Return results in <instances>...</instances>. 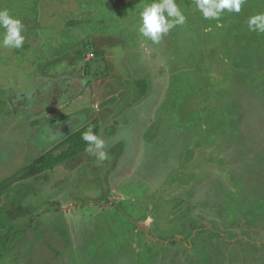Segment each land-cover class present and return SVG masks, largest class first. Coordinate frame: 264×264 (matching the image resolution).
<instances>
[{
  "label": "rangeland",
  "instance_id": "374dc122",
  "mask_svg": "<svg viewBox=\"0 0 264 264\" xmlns=\"http://www.w3.org/2000/svg\"><path fill=\"white\" fill-rule=\"evenodd\" d=\"M152 2L0 0L25 37L0 47V186L77 123L98 120L107 153L11 183L0 264H264V33L247 23L264 0L219 19L175 0L186 21L159 43L139 32Z\"/></svg>",
  "mask_w": 264,
  "mask_h": 264
},
{
  "label": "clouds",
  "instance_id": "9594fccd",
  "mask_svg": "<svg viewBox=\"0 0 264 264\" xmlns=\"http://www.w3.org/2000/svg\"><path fill=\"white\" fill-rule=\"evenodd\" d=\"M242 3L243 0H195L196 8L205 19H219L225 10L229 13H240ZM140 17L139 32L153 43H159L170 29L183 25L186 21L175 0H153L143 7ZM247 23L250 31L264 33V14L252 16ZM23 28L21 20L14 18L7 9L0 10V29L3 30L0 34V47L21 48L25 40ZM82 139L87 144V152L100 161L107 159L105 141L94 134L91 128L82 134Z\"/></svg>",
  "mask_w": 264,
  "mask_h": 264
},
{
  "label": "trees",
  "instance_id": "16d2710c",
  "mask_svg": "<svg viewBox=\"0 0 264 264\" xmlns=\"http://www.w3.org/2000/svg\"><path fill=\"white\" fill-rule=\"evenodd\" d=\"M75 125V124H74ZM72 125V126H74ZM79 125V126H78ZM98 120L90 123L76 124V130L67 135L54 149L45 152L40 157L35 159L31 164L26 166L23 170L19 171L13 177L7 180L9 184H1L0 186V199L3 198L11 188V183H19L28 181L34 178L45 175L47 172L54 170L56 167L75 159L76 157L87 152V144L82 139V134L89 128L93 133L99 135ZM65 148L60 154L55 155L54 150Z\"/></svg>",
  "mask_w": 264,
  "mask_h": 264
}]
</instances>
